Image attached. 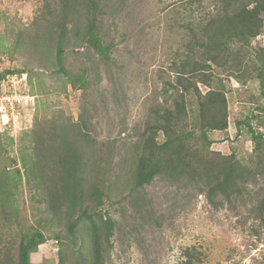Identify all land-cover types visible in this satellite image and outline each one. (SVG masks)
I'll use <instances>...</instances> for the list:
<instances>
[{
  "label": "rangeland",
  "instance_id": "374dc122",
  "mask_svg": "<svg viewBox=\"0 0 264 264\" xmlns=\"http://www.w3.org/2000/svg\"><path fill=\"white\" fill-rule=\"evenodd\" d=\"M97 2L99 32L111 49L105 58L86 44L66 51L65 65L71 72L88 70L85 87L74 88L55 71V44L34 38V30L47 31L48 20L57 17L61 0H0V78L25 73L21 88L35 93L28 106L17 110L16 122L8 124L0 116V133L17 138L21 130L33 128L35 118H49L56 111L74 121L85 116L94 138L91 176L106 191L102 212L115 221L108 264H182L184 252L192 247L202 253L201 264H263L264 227L249 197L214 207L203 193L181 187L164 173L135 187L134 145L143 138L146 121L163 104V84L175 76L173 62L185 54L192 30L205 24L218 0ZM20 37L26 44L9 49ZM34 39L40 45L37 52L28 47ZM233 49L237 50L233 70L231 60L213 65L226 87L230 131L210 135L214 150L245 158L254 148L250 125L264 133L260 124L264 91L257 77V53L264 50V32L247 47ZM236 122L242 130L239 133ZM10 154L18 156L16 146ZM29 196L24 186L22 227L36 224L47 237L32 254L33 264H60V255L66 264H73L72 234L65 226L63 243H59L55 228L36 222L43 213H33Z\"/></svg>",
  "mask_w": 264,
  "mask_h": 264
},
{
  "label": "trees",
  "instance_id": "16d2710c",
  "mask_svg": "<svg viewBox=\"0 0 264 264\" xmlns=\"http://www.w3.org/2000/svg\"><path fill=\"white\" fill-rule=\"evenodd\" d=\"M218 2L205 24L192 30L185 54L173 62L175 76L163 84V104L146 121L143 138L134 145L135 187L164 173L181 187L203 193L214 207L249 197L256 219L264 227V133L250 125L254 148L245 158L214 150L215 140L210 135L229 128L226 87L213 65L223 66L231 60L233 70L237 52L233 47L243 49L264 32V0ZM57 13L48 20L47 31L34 30V38L55 44L56 73L65 76L72 87L83 88L88 70L71 72L65 65L66 51L86 44L102 57L108 56L111 48L99 32V3L61 0ZM35 39L28 47L37 52L40 45ZM25 44L20 37L9 49ZM257 58V77L264 91V50ZM199 84L207 89L203 91ZM31 93L35 96L33 90ZM64 113L35 118L33 128L21 130L17 138L0 133V264H33L32 254L47 241L36 224L22 227L20 193L24 186L33 213H43L36 222L55 228L61 244L65 226L72 234L73 264H108L115 221L102 212L106 191L91 176L94 138L83 114L74 121ZM14 146L17 157L10 154ZM59 259L60 264H66L64 256ZM202 261V253L192 247L184 252L182 264Z\"/></svg>",
  "mask_w": 264,
  "mask_h": 264
},
{
  "label": "built area",
  "instance_id": "2783aa9c",
  "mask_svg": "<svg viewBox=\"0 0 264 264\" xmlns=\"http://www.w3.org/2000/svg\"><path fill=\"white\" fill-rule=\"evenodd\" d=\"M26 77L25 73H21L0 78V116L3 120L8 119V124L16 122L19 113L17 110L28 106L35 98L28 90L21 88ZM234 81L233 85L237 87L239 84L237 81L234 84Z\"/></svg>",
  "mask_w": 264,
  "mask_h": 264
},
{
  "label": "crops",
  "instance_id": "0c3cea01",
  "mask_svg": "<svg viewBox=\"0 0 264 264\" xmlns=\"http://www.w3.org/2000/svg\"><path fill=\"white\" fill-rule=\"evenodd\" d=\"M236 126H237V132L239 133L240 131H242L241 130V128L238 126V123H236ZM230 129V127L228 128V130H227V132H226V134L228 135L229 134V130ZM217 132H222V131H217Z\"/></svg>",
  "mask_w": 264,
  "mask_h": 264
},
{
  "label": "clouds",
  "instance_id": "9594fccd",
  "mask_svg": "<svg viewBox=\"0 0 264 264\" xmlns=\"http://www.w3.org/2000/svg\"><path fill=\"white\" fill-rule=\"evenodd\" d=\"M250 151H252V150H250Z\"/></svg>",
  "mask_w": 264,
  "mask_h": 264
}]
</instances>
